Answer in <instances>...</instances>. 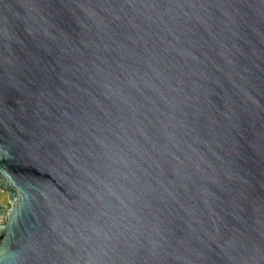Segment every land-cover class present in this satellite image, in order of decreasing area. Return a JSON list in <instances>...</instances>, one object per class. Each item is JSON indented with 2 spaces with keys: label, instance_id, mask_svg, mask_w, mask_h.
<instances>
[{
  "label": "water",
  "instance_id": "1",
  "mask_svg": "<svg viewBox=\"0 0 264 264\" xmlns=\"http://www.w3.org/2000/svg\"><path fill=\"white\" fill-rule=\"evenodd\" d=\"M0 264H264V0H0Z\"/></svg>",
  "mask_w": 264,
  "mask_h": 264
},
{
  "label": "rangeland",
  "instance_id": "2",
  "mask_svg": "<svg viewBox=\"0 0 264 264\" xmlns=\"http://www.w3.org/2000/svg\"><path fill=\"white\" fill-rule=\"evenodd\" d=\"M0 200H2L5 205L10 207L9 200H8V194L1 190H0Z\"/></svg>",
  "mask_w": 264,
  "mask_h": 264
}]
</instances>
